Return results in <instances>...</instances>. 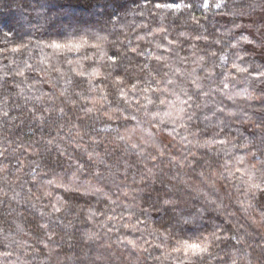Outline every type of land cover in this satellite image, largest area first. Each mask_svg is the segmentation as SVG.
<instances>
[{"label":"clouds","instance_id":"obj_1","mask_svg":"<svg viewBox=\"0 0 264 264\" xmlns=\"http://www.w3.org/2000/svg\"><path fill=\"white\" fill-rule=\"evenodd\" d=\"M0 264H264V0H0Z\"/></svg>","mask_w":264,"mask_h":264}]
</instances>
